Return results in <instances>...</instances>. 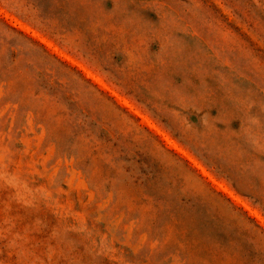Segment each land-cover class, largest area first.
Masks as SVG:
<instances>
[{
	"label": "rangeland",
	"instance_id": "374dc122",
	"mask_svg": "<svg viewBox=\"0 0 264 264\" xmlns=\"http://www.w3.org/2000/svg\"><path fill=\"white\" fill-rule=\"evenodd\" d=\"M0 264H264V0H0Z\"/></svg>",
	"mask_w": 264,
	"mask_h": 264
}]
</instances>
